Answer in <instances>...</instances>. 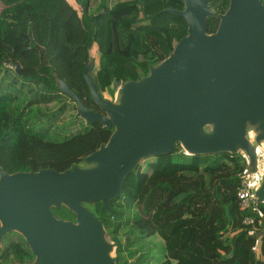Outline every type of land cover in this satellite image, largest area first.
Instances as JSON below:
<instances>
[{"label": "trees", "instance_id": "16d2710c", "mask_svg": "<svg viewBox=\"0 0 264 264\" xmlns=\"http://www.w3.org/2000/svg\"><path fill=\"white\" fill-rule=\"evenodd\" d=\"M2 2L0 170L7 173L87 167L85 157L110 137L113 127L81 126L77 112L74 132L58 126L54 117L64 103L42 121L41 105L73 102L61 93L58 77L88 108L99 111L82 76L89 61L100 95H114L123 82L147 75L187 33L185 19L165 11L182 10L181 0H98L94 8L91 0ZM208 3L222 13L229 0ZM207 21V31L214 32L218 18ZM245 166L242 152L188 154L176 143L171 153L148 156L127 174L121 194L110 201L111 211H102L100 202L86 206L114 242L117 264H141L144 255L124 244L144 245L152 235L164 242L162 264H264L259 215L241 209L236 195ZM257 206L264 214V201ZM51 210L57 218L75 219L65 206ZM248 215L254 218L251 224L243 222ZM33 260L20 234L1 241L0 264Z\"/></svg>", "mask_w": 264, "mask_h": 264}, {"label": "water", "instance_id": "95a60500", "mask_svg": "<svg viewBox=\"0 0 264 264\" xmlns=\"http://www.w3.org/2000/svg\"><path fill=\"white\" fill-rule=\"evenodd\" d=\"M181 1L182 10L165 11L185 19L186 35L147 75L123 82L117 101L98 92L89 75L92 61L82 76L99 111L58 77L61 93L82 120L113 127L108 140L85 157L91 166L0 170V244L11 232L20 234L34 255L23 264H117L115 244L86 204L100 202L102 211H111L127 174L148 156L171 153L176 143L188 154L243 152L254 168L246 132L255 127V140H264V4L229 0L224 12L215 13L208 0ZM210 16L218 18L214 32L207 31ZM15 71L21 74L18 66ZM256 195L258 203L264 201V176ZM62 206L74 221L53 215L51 208Z\"/></svg>", "mask_w": 264, "mask_h": 264}, {"label": "rangeland", "instance_id": "374dc122", "mask_svg": "<svg viewBox=\"0 0 264 264\" xmlns=\"http://www.w3.org/2000/svg\"><path fill=\"white\" fill-rule=\"evenodd\" d=\"M97 3H98V0H91L92 8H94L97 5ZM3 7H4V2L0 0V10ZM118 94H119V88H116L114 95H112L108 91H105L102 93V97L115 102L118 99ZM63 103L65 105L64 111L60 114L57 113L54 119L58 126H64L66 127L67 130H69V132L70 131L74 132L78 128V124L76 120L77 118L75 117L76 109H74L73 107V102L69 100H64V102L62 103L51 102L47 105H41L39 109L41 110L42 114L46 115V116H41L42 121L45 122L46 119L50 117V115L52 116V114H55L58 108ZM79 123L81 124V126H83L85 121L82 119H79ZM206 131H209V127L206 128ZM246 136L248 140L250 141V143L254 146V150L256 154L255 160H257V166H259L262 172H264V140L259 141V142L255 140V136H256L255 127H248ZM88 166H91V165L88 164L87 167ZM107 241L109 243L114 244V242L111 241L109 238H107ZM136 242L137 240H132L131 242H125L124 247L125 249H128V250H131V249L136 250L138 255H144L141 260V264H162V261L164 259V242L159 236L152 235L151 237L147 238L144 241V245H142L141 242L140 243H136ZM114 248H115V245H113L112 252H111L113 256L115 254Z\"/></svg>", "mask_w": 264, "mask_h": 264}, {"label": "built area", "instance_id": "2783aa9c", "mask_svg": "<svg viewBox=\"0 0 264 264\" xmlns=\"http://www.w3.org/2000/svg\"><path fill=\"white\" fill-rule=\"evenodd\" d=\"M242 157L245 161V169L239 177L238 187H237V199L239 201V206L244 210H252L257 212L259 219L257 220V225L264 226V214L258 209L257 195L256 191L264 176V172L257 166V160H255L254 168L249 167V158L242 152ZM245 224H251L254 222L253 216H246L243 220Z\"/></svg>", "mask_w": 264, "mask_h": 264}]
</instances>
